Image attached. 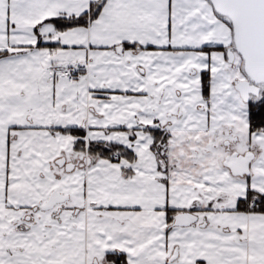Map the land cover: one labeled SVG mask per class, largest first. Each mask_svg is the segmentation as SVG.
<instances>
[{"label":"snow or ice","instance_id":"1","mask_svg":"<svg viewBox=\"0 0 264 264\" xmlns=\"http://www.w3.org/2000/svg\"><path fill=\"white\" fill-rule=\"evenodd\" d=\"M0 264H264V0H0Z\"/></svg>","mask_w":264,"mask_h":264}]
</instances>
